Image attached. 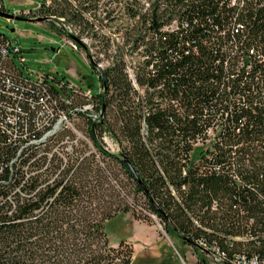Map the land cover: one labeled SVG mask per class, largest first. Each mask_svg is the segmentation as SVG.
<instances>
[{"label":"trees","instance_id":"trees-1","mask_svg":"<svg viewBox=\"0 0 264 264\" xmlns=\"http://www.w3.org/2000/svg\"><path fill=\"white\" fill-rule=\"evenodd\" d=\"M37 3L35 16L72 26L106 54L99 117L73 119L102 158L62 155L64 137L74 139L68 129L45 154L27 144L48 127L38 124L42 112L87 100L68 82L58 81L64 96L46 75L44 85L25 80L13 53L0 55V264H138L128 241L110 244L105 228L131 209L128 195L184 242L216 247L228 261L263 254L264 0ZM120 10L128 23L119 40L103 28ZM104 134L116 152L104 149Z\"/></svg>","mask_w":264,"mask_h":264},{"label":"rangeland","instance_id":"rangeland-1","mask_svg":"<svg viewBox=\"0 0 264 264\" xmlns=\"http://www.w3.org/2000/svg\"><path fill=\"white\" fill-rule=\"evenodd\" d=\"M37 1L3 0L5 11L10 14L20 10L34 12ZM98 13H101V9ZM34 16L32 14L23 15L27 19ZM117 16L118 18L111 23V26L103 28L106 34H112L114 38H119L117 35L122 34L120 31H123L124 26L128 23L121 10L117 11ZM68 28L75 32L72 26L57 21H12V19L0 16V34L15 41L21 49L18 56L23 57V64L13 54H11V59L23 76L37 79L38 75H46L49 82L64 96L65 93L59 88L58 81L68 82L82 89L90 88L95 93L99 85L98 75L92 68L93 65L90 63L88 54L98 57H103L106 54L97 52L92 40L86 36H79L78 33H76V37L82 41L80 45L76 43L77 50L73 49L63 40L69 36L64 31H68ZM111 54H113V50L109 49L107 55ZM68 92L71 93L70 88ZM75 122V128L85 138L76 139V134L69 129L68 131L74 139L62 143L63 146H60L62 155L66 151L71 157L95 152L96 158L100 160L102 156L95 151L91 140L81 127L80 120ZM102 145H104L103 140ZM63 161H65L64 158ZM101 164L104 165L105 162H101ZM120 177L129 187L130 181L123 175ZM136 196L139 197V194ZM127 202L131 209L128 212H121L117 217L107 221L105 228L110 244L116 245L120 239L128 241L134 250L133 258L141 260L138 264H217L204 248L194 247L178 237L168 235L158 217L144 207L141 199H139V205H133V195H128Z\"/></svg>","mask_w":264,"mask_h":264},{"label":"built area","instance_id":"built-area-1","mask_svg":"<svg viewBox=\"0 0 264 264\" xmlns=\"http://www.w3.org/2000/svg\"><path fill=\"white\" fill-rule=\"evenodd\" d=\"M231 2L234 4L235 0H231ZM4 7V2L3 0H0V10H2L1 8ZM40 4L37 3V7L36 10L34 12L32 11H14L13 13H11L14 16H23V15H35L36 11L39 9ZM4 11V10H3ZM35 17V16H34ZM13 21V20H12ZM69 34V36H66V40H64V42L66 44H68L69 46H71L73 49L77 50V45L76 43H78L77 41H75L71 35L76 37V32H72L70 28H68L67 31ZM2 37V40L0 39V55L2 59H9V54L12 52L13 54H16L18 52L21 51L20 47L17 45V43L15 41L9 40V39H5V37ZM80 40V39H79ZM82 41V40H80ZM81 43H79L80 45ZM89 55V59H90V63L91 61L94 62L95 66L93 67V70L97 73L103 70V68L106 65V62L103 61V59H101V57L98 56H94L92 54H88ZM20 61L23 62V57H19ZM128 71H129V75L131 77H133V73H132V69L129 66L128 67ZM25 80L31 81L35 84H40V85H44L43 83V79L41 75L37 76V80L34 81L30 78L27 77H23ZM71 88L72 92L78 96H82L84 99L87 100V102L85 103H81L77 106H69L72 107L70 109H68V112L65 113L62 110H57L58 113L57 115H55V113L53 112L52 108H49V110L46 111V113L48 114V116H54L53 118H51V123H47L48 119H47V114L44 112H42V116L43 118H41V121L38 122V124L40 126H42L43 124H47L48 127H46L39 136L31 138L27 144L28 145H34L36 148H39V155L45 154L44 152V144L48 141H50L51 139H54L55 137L58 136V134L61 132L62 129H70L72 130L75 134H76V139L77 138H85V136H83V134L81 132H79L73 123V119L74 118H79L80 114L83 116L88 117L91 120H95L99 117L100 115V110L96 109V104L98 103V97L97 94L102 93L103 89L102 86L98 85V89L96 90L95 93H93L91 91L90 88L88 89H82V88H78L75 85H72L70 83H68L66 85L65 89ZM59 99L62 100L63 102H65L67 105L71 104V99L73 96H66L63 97L61 94H57ZM69 136L66 135V137H64L63 141H68ZM75 139V141H76ZM102 140L104 142V149L109 151V152H116L117 150V145L116 143L112 140V138L108 135V134H104L102 137ZM22 152V148H20L17 152V155L14 156L11 160V162H16V160L18 159V156L21 154ZM53 153H58V146H55L52 151L50 153H48V157L50 158L52 156ZM20 157V156H19ZM22 168L27 169V166H23ZM27 179V178H26ZM204 249L206 250V253L213 259L214 262H217V264H264V253L263 254H259V255H250L247 256L243 253H237L234 255V258L230 261H228L225 256L224 253L221 252L218 248L216 247H207L205 246Z\"/></svg>","mask_w":264,"mask_h":264},{"label":"water","instance_id":"water-1","mask_svg":"<svg viewBox=\"0 0 264 264\" xmlns=\"http://www.w3.org/2000/svg\"><path fill=\"white\" fill-rule=\"evenodd\" d=\"M0 16L6 17V18H9V19H12V20H34V21H44V20H49V19H51V18H48V17L41 18V17H39V16H35V17L31 18V19H27V18H25V17H23V16H14V15H12V14H10V13H7L6 11H3V10H0ZM71 36H72V38H73L75 41H77L78 43H81V41H80L77 37H75V36H73V35H71ZM91 65L95 66V64H94L93 61H91ZM127 165H128V167H129V169L132 171V173L135 175V177L137 178V176H136V174H135L133 168L130 166V164L128 163ZM184 240H185V239H184ZM185 241H186L189 245H193V246H195V247L204 248V247H202L200 244H198L197 242H195V241H193V240H185Z\"/></svg>","mask_w":264,"mask_h":264}]
</instances>
